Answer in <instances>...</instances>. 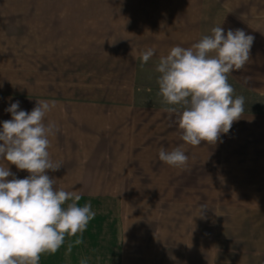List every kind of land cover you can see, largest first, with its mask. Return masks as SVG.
Returning <instances> with one entry per match:
<instances>
[{"label": "crops", "instance_id": "crops-1", "mask_svg": "<svg viewBox=\"0 0 264 264\" xmlns=\"http://www.w3.org/2000/svg\"><path fill=\"white\" fill-rule=\"evenodd\" d=\"M225 13L218 22L225 33L242 29L255 38L250 61L230 76L264 96V0H230ZM103 58L40 57L37 83L13 70L0 86V128L12 119L11 103L31 112L37 100L56 102L45 123L58 127L48 150L63 165L46 174L96 213L82 244L66 237L39 264H264V111L244 109L215 145L191 146L181 140L180 112L157 100L158 85L137 86L140 57L107 66ZM181 145L185 168L159 159L161 148ZM0 166L18 179L29 175L3 158Z\"/></svg>", "mask_w": 264, "mask_h": 264}, {"label": "clouds", "instance_id": "clouds-1", "mask_svg": "<svg viewBox=\"0 0 264 264\" xmlns=\"http://www.w3.org/2000/svg\"><path fill=\"white\" fill-rule=\"evenodd\" d=\"M254 39L242 29L225 33L218 25L191 47L174 46L160 58L156 67L159 95L170 106L166 111L180 112L183 142L215 145L242 117L245 99L234 97L228 76L250 61ZM154 52V48L140 52L141 67ZM55 104L37 100L28 112L20 110L17 101L5 110L12 119L0 128V158L29 175L18 179L8 167L0 166V264H39L41 255L56 253L66 237H77L75 244H82V234L96 216L91 203L80 205L81 197L75 192L56 190L55 179L46 174L63 165L54 162L48 150L49 137L58 127L53 121L45 123V118ZM158 155L176 168H185L189 159L183 145L171 151L161 148ZM206 209L201 206V215ZM71 250L69 245L67 251Z\"/></svg>", "mask_w": 264, "mask_h": 264}, {"label": "rangeland", "instance_id": "rangeland-1", "mask_svg": "<svg viewBox=\"0 0 264 264\" xmlns=\"http://www.w3.org/2000/svg\"><path fill=\"white\" fill-rule=\"evenodd\" d=\"M229 1L0 0V86L13 70L21 79L26 70L28 80L37 83L40 57H104L107 66L115 65L108 61L111 58L140 57L148 48L155 49L152 57H162L174 46L191 47L211 34L221 16L225 21ZM159 61L149 59L141 67L138 58L140 89H151L153 82L158 85ZM106 73L101 76H109ZM228 82L234 97H244V109L264 111V96L244 91L230 74ZM155 92L163 102L159 86ZM151 93L146 91L140 97L149 102Z\"/></svg>", "mask_w": 264, "mask_h": 264}]
</instances>
